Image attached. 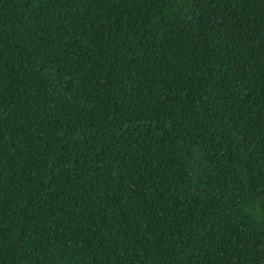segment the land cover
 I'll list each match as a JSON object with an SVG mask.
<instances>
[{"label":"trees","instance_id":"16d2710c","mask_svg":"<svg viewBox=\"0 0 264 264\" xmlns=\"http://www.w3.org/2000/svg\"><path fill=\"white\" fill-rule=\"evenodd\" d=\"M0 264H264V0H0Z\"/></svg>","mask_w":264,"mask_h":264}]
</instances>
